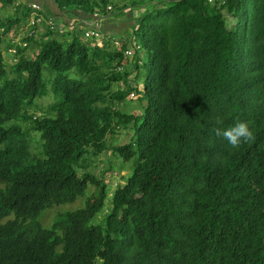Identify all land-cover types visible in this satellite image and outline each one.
<instances>
[{"label": "trees", "instance_id": "16d2710c", "mask_svg": "<svg viewBox=\"0 0 264 264\" xmlns=\"http://www.w3.org/2000/svg\"><path fill=\"white\" fill-rule=\"evenodd\" d=\"M44 1L0 0V264H264V0H151L101 46L44 22L128 7ZM238 122L233 149L213 129Z\"/></svg>", "mask_w": 264, "mask_h": 264}, {"label": "rangeland", "instance_id": "374dc122", "mask_svg": "<svg viewBox=\"0 0 264 264\" xmlns=\"http://www.w3.org/2000/svg\"><path fill=\"white\" fill-rule=\"evenodd\" d=\"M132 1H135V0H110V2L114 3L115 5H117L119 7H124V6L128 7V10H130V12H128L125 15L121 14V16H118L117 12L115 10H113V12H108V14H112V15H107L106 18H104L105 16H97V17H101V18H99L100 20L106 19V20H103L105 24H103V26L101 25V29H100L101 32L103 33V35H104V32H108L109 29H111V28L113 30H115L117 33H120V31H123V33L129 32V30H131V28H132V27L130 28V25H132L134 23L133 19L138 17V11L144 10V8L141 7V3H146L147 5H149V2H151V0H136L139 2L140 5H137L136 6L137 8H135V7L131 6ZM43 4H45L47 7L50 8V3L48 0H45L43 2ZM11 12H13V8L10 7L9 5L0 9L1 15H7V14H10ZM233 24H234V22H233L232 18L227 19V27L231 28L233 26ZM43 27L44 26L42 24L39 25L38 32L44 31ZM22 28H23V25H22ZM15 30L17 31L16 28H15ZM29 30H31V27H27L25 31L29 32ZM42 33H39V35H42ZM22 35H23V32H21V34H15V35L10 34V37H12V39H14L15 41H18L21 39ZM68 40H70V39H68ZM29 54L31 55V52H29ZM128 57L129 56H127L126 59H124V61L122 63L123 67L121 68V71H129V69H131V67H130L131 63L129 61H126ZM130 58H131V56H130ZM5 59L8 62L14 63L13 58H11L10 53L6 52ZM126 100H129L128 106H130V112L134 115H138L140 112V107H138V104L136 103V94H134L132 97L130 95L127 96ZM36 101H39V104L42 107H45L48 103L51 102L50 98H47V97H45V98L43 97L42 100H36ZM126 107L127 106L125 105L123 112H126ZM125 132H126V130L121 128L119 132L110 136L109 143H111L112 145H121V144L127 142L129 137H130V134H126ZM109 158H111V154L109 151H105V152L101 153L94 161L95 167H94L92 172L96 175L103 174V179L111 187L110 191H109V195H110V193H112L113 189L115 188V186L117 184L122 185L125 183L126 177L125 178L120 177V175L124 174L123 170H125V169L120 171L118 169V167H116V165H113V168H108L106 160ZM77 203L78 202H75L72 205H67V207L73 206ZM109 205H110V203L106 202V205H105L106 206L105 207L106 213L109 210ZM65 207L66 206H64V208ZM103 214H105V212L101 213L99 216L101 217ZM50 217H51V214L48 213L46 216V220L50 221L51 220Z\"/></svg>", "mask_w": 264, "mask_h": 264}, {"label": "clouds", "instance_id": "9594fccd", "mask_svg": "<svg viewBox=\"0 0 264 264\" xmlns=\"http://www.w3.org/2000/svg\"><path fill=\"white\" fill-rule=\"evenodd\" d=\"M208 1L210 3H212V0H208ZM38 8H41V7L38 6ZM106 10L108 12H110V9H107V7H106ZM97 16H103V15H100V13H94L91 16H85L84 19H79V20H77L78 16H76V17L72 16L73 18L66 20L65 16L61 17L59 15H51L48 18H46L44 23H45V25H50L51 28L53 29V31L57 30V31L67 32V34L63 37V39H66V38L70 39L69 33L71 31H73L75 28L80 29V30H82V35L85 39H87L88 41H91L92 43H95V44H98L99 46H101L102 40H103V33L100 30L101 29V24H100L101 20L99 19L101 17H97ZM68 21H69V24H67ZM37 22H35L33 24H36ZM233 22H234V19H233ZM91 23L93 25L96 24L97 27H94L93 25H91ZM29 24L33 25L31 23H29ZM81 24H83L84 27H81ZM27 27L32 28V26L26 25L24 29L26 30ZM130 28H131V25H130ZM38 29H39V26L37 27V30H36V33L38 35H39V33L44 32V31L38 32ZM90 30L98 31V33L100 34L101 39H99L98 43L95 40H92L90 38L85 37L84 33L86 31H90ZM30 31L31 30H29V32ZM10 34L11 35L21 34V31L15 32L14 30H12L10 32ZM10 34H9V36H10ZM42 35H43V33H42ZM22 36H21V38H22ZM39 36H41V35H39ZM117 43L118 42H116V44ZM129 54H131V53L129 52L127 54V56ZM129 95L132 97L134 95V93H130ZM216 123H217V125H219L221 122L219 120H217ZM213 131L217 137L225 139L228 142V144L230 145V147L233 149H238L242 143H248V142H252L255 140V135H254L253 131L249 128V126L246 122H238L234 126L228 128V129H224L222 127H216L213 129Z\"/></svg>", "mask_w": 264, "mask_h": 264}, {"label": "built area", "instance_id": "2783aa9c", "mask_svg": "<svg viewBox=\"0 0 264 264\" xmlns=\"http://www.w3.org/2000/svg\"><path fill=\"white\" fill-rule=\"evenodd\" d=\"M107 9H110V7L107 6ZM37 21H39V19H38V20H31V24H33V23H35V22H37ZM49 23H50V22H49ZM91 25H93V24L91 23ZM93 26H94V27H97L96 24L93 25ZM84 35H85V37H87V38H90V39H92V40H95L97 43L99 42V39H101L100 34L98 33V31H95V30L86 31V32L84 33ZM115 44H116V43H115Z\"/></svg>", "mask_w": 264, "mask_h": 264}, {"label": "crops", "instance_id": "0c3cea01", "mask_svg": "<svg viewBox=\"0 0 264 264\" xmlns=\"http://www.w3.org/2000/svg\"><path fill=\"white\" fill-rule=\"evenodd\" d=\"M106 16H107V15H105L104 18H106ZM103 20H106V19H102V20H101L100 24H101L102 26H103V24H105ZM118 32H119V31H118ZM104 33H106V32H104ZM106 34H107V35H110V36H114L115 34H123V31H120V33H117L115 30H113V29L111 28V29H109V31H108Z\"/></svg>", "mask_w": 264, "mask_h": 264}]
</instances>
